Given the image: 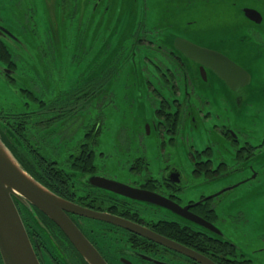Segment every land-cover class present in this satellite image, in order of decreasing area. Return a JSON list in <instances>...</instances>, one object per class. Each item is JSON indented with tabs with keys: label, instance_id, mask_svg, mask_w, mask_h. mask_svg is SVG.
I'll use <instances>...</instances> for the list:
<instances>
[{
	"label": "flooded vegetation",
	"instance_id": "obj_1",
	"mask_svg": "<svg viewBox=\"0 0 264 264\" xmlns=\"http://www.w3.org/2000/svg\"><path fill=\"white\" fill-rule=\"evenodd\" d=\"M173 1L167 16L163 13L159 16L158 24L150 25L147 18L135 24L140 31L130 38L127 48L105 57L100 56L99 50H93L94 42L85 41L83 29L96 24L99 15L113 7V0H0L2 81L14 85L18 63L23 60L34 56L41 60L50 58L52 14L56 9L63 13V18L76 22L80 32L73 47L80 52L76 56L79 63L87 64L80 85L77 82V92L52 110L47 104L38 109L41 112L34 109L30 101L40 105V98L32 87L17 89L27 101L0 106V135L20 163L41 182L53 185L38 166L35 155L58 162L56 168L61 171L66 187L57 188L61 198L86 210L139 224L215 264H254L253 251L237 249L224 235L213 236L169 206L87 184L89 178L97 176L148 191L186 207L217 227L214 200L238 185L196 199H184L188 194L186 175L213 181L232 172L246 174L241 184L264 174V0ZM244 9L258 11L261 21L247 18ZM99 38H96L98 43ZM176 38L227 56L250 71V85L231 90L206 65L179 50L175 45L180 44L174 45ZM133 48L134 54L139 51L141 57L139 74L145 87L140 99L145 111L139 110L134 120H138V125L124 134V153L128 158L124 173L97 166L102 157L95 154L90 138L79 143L75 155L65 156L69 166L68 171L64 170L53 159L58 152L46 156L40 146L32 143L33 126L41 130L36 134L37 141L33 137L37 144L44 142L46 136L55 139L57 146L65 142L70 135L66 129L72 128L90 101L99 99L109 78L117 75L122 58L128 62L127 69L136 64ZM200 68L205 70L206 80L201 77ZM129 72L132 76L137 74L133 70ZM79 103L84 104L79 106ZM218 111L233 112L234 123L225 112ZM211 119L221 123L205 131L204 125ZM55 121L57 128L51 131ZM88 133L89 137L97 136L98 129L94 128L93 132L86 129L84 136ZM71 161L76 162V167L70 166ZM15 205L39 264H89L58 225L39 209L22 202ZM65 214L105 264H201L113 223L68 211ZM179 231L184 235L183 242L179 241ZM190 242L192 246L188 245ZM0 264H3L1 255Z\"/></svg>",
	"mask_w": 264,
	"mask_h": 264
},
{
	"label": "rangeland",
	"instance_id": "obj_2",
	"mask_svg": "<svg viewBox=\"0 0 264 264\" xmlns=\"http://www.w3.org/2000/svg\"><path fill=\"white\" fill-rule=\"evenodd\" d=\"M113 1V7L106 14L99 15L96 24L85 26L83 29L85 41L94 42L93 50H97V52L99 50L100 56L105 57L116 54L121 48H127L126 33H129L130 38L134 34H139L138 26L126 28L127 21L132 14L143 15L142 20L145 21L147 18V22L154 26L158 24L157 21L161 13L163 16H167L170 7L174 5L173 0ZM54 11L51 24L52 52L50 58L47 60L46 57L45 60H41L34 56L31 60H23L18 63L14 85H9L0 78V106H7L15 101H27L26 98L21 97L22 92H16L19 88L32 87L31 90L40 98V105L34 100L30 101L36 111L42 110V104H47L52 110L66 101L69 94L77 92V82L80 85L82 74L87 65L86 61L79 63V58L76 56L80 52L73 47L80 31L76 22L68 21L67 17L63 18V13L57 9ZM98 36L100 37L99 43L96 39ZM107 46H109L108 50H106ZM134 48L132 58L136 60V64H131L127 69L128 62L122 58L119 72L116 76L109 78L99 99L90 101L86 109L79 113L78 119L71 126L72 128L66 129V132L71 136L69 135L65 142L57 146L55 139L52 140L46 136L44 142L37 144L33 137L37 141L36 134L39 135L41 130L39 131L36 126H33L32 143L36 147L40 146V151L46 156L52 157L56 155L55 152H58L57 157L53 159L58 160L64 170H67L69 166L65 156L69 153L75 155L79 143L85 138H90L95 154L102 157L99 158L97 166L105 167L114 173H124L125 168L123 167L128 165V158L124 153L126 149L124 134L128 128H135L138 125V120L137 122L134 120L138 118L139 110L145 111L142 99H140V93L142 91L143 94L145 87L144 78L139 74L141 57L139 51L134 54ZM30 51L35 55L33 47ZM130 70L137 74L132 76ZM78 88L81 91L80 87ZM81 104L84 103H79V106ZM218 112H225L229 120L234 123L233 112ZM133 117L134 119H132ZM37 120L38 117H35V121ZM220 123L221 121L218 120H209L204 125L205 131L213 128V124L219 126ZM57 124L58 121H55V125L50 130L54 131ZM68 126L69 124L64 128ZM94 128L95 131L98 129L97 136H84L86 129L93 132ZM29 134L31 133L29 132ZM63 134L66 135L65 131ZM64 151L69 152L64 154ZM245 176L247 175L232 172L220 175L213 181H205L201 177L188 174L186 175L188 194L184 196V199H196L201 195H211L224 188L238 185L214 200L213 206L217 215L214 223L226 240L230 241L237 249H248L256 254L255 257L252 256L254 264H264V174H258L255 179L239 184Z\"/></svg>",
	"mask_w": 264,
	"mask_h": 264
},
{
	"label": "water",
	"instance_id": "obj_3",
	"mask_svg": "<svg viewBox=\"0 0 264 264\" xmlns=\"http://www.w3.org/2000/svg\"><path fill=\"white\" fill-rule=\"evenodd\" d=\"M243 12L250 20L254 22L261 21V15L258 11L244 9ZM135 17H138L139 21H141L143 15L140 16L135 13L130 16V18ZM135 23L129 22L127 27H133ZM174 45L189 58L206 65L231 90L250 85V71L237 65L227 56L199 47L182 38H176ZM200 74L206 80V73L203 68H200ZM87 184L100 188L104 187L134 199L147 200L163 206H169L175 213L195 223L196 226L208 231L213 236L222 235L220 230L212 223L189 212L186 207H181L151 192L132 188L117 181L97 176L89 178ZM15 202H22L26 206L32 205L54 221L89 264H105V262L77 230L65 214V211L113 223L185 254L201 264H215L187 246L163 237L146 227L114 215L99 214L86 210L75 203L61 198L38 182L22 167L0 135V255L3 264H39L28 240Z\"/></svg>",
	"mask_w": 264,
	"mask_h": 264
},
{
	"label": "trees",
	"instance_id": "obj_4",
	"mask_svg": "<svg viewBox=\"0 0 264 264\" xmlns=\"http://www.w3.org/2000/svg\"><path fill=\"white\" fill-rule=\"evenodd\" d=\"M103 15V14H102ZM129 22H136L135 24L139 23V22H143L142 21H139L138 17H135V18H130L128 19L127 21V24ZM127 28H131V27H127ZM125 40H127V42H129L130 40V36H129V33H126L125 35ZM122 42H124L123 39H121ZM117 72H119V68L117 70ZM117 72L115 74H117ZM116 76V75H115ZM73 93L75 92H72L71 94H69L67 96V99L69 98H72V95ZM78 100H79V97H78ZM90 133H88L86 136H89ZM27 144V142H25ZM29 145V144H28ZM30 146V145H29ZM31 147V146H30ZM33 151V150H32ZM13 154V153H12ZM14 155V154H13ZM36 156V159L38 160V166L40 167V169L43 171V174H45L47 177L50 178V181L53 185H49L47 182H41L38 178H36L34 175H32L21 163L20 161L16 158V156H14L18 161L19 163L22 165V167L29 173L31 174L38 182H40L42 185H44L47 189H49L50 191H52L53 193H55L56 195H58L56 192H58L57 188L58 189H65L66 187L63 185V183L65 181H62L63 178H62V174H61V171H59L57 168H56V165L57 163L55 162H50V161H46L44 160L43 158H41L38 154L35 155ZM76 162L75 161H71V164L70 166L71 167H76ZM180 235H179V241L183 242L185 239L184 238V235L181 234V232L179 231ZM189 246H192V243L190 242V244H188Z\"/></svg>",
	"mask_w": 264,
	"mask_h": 264
},
{
	"label": "bare ground",
	"instance_id": "obj_5",
	"mask_svg": "<svg viewBox=\"0 0 264 264\" xmlns=\"http://www.w3.org/2000/svg\"><path fill=\"white\" fill-rule=\"evenodd\" d=\"M210 198V197H209Z\"/></svg>",
	"mask_w": 264,
	"mask_h": 264
}]
</instances>
